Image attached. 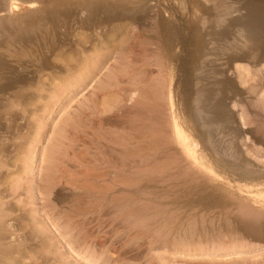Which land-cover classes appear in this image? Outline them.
Wrapping results in <instances>:
<instances>
[{
  "label": "rangeland",
  "instance_id": "374dc122",
  "mask_svg": "<svg viewBox=\"0 0 264 264\" xmlns=\"http://www.w3.org/2000/svg\"><path fill=\"white\" fill-rule=\"evenodd\" d=\"M122 1L159 27L146 18L132 30L128 21L73 30L49 69L36 45L20 49L4 32L13 43H0V82L29 78L0 88V264H264V216L252 213L264 194V36L238 26L226 50L215 35L246 0ZM220 79L221 105L195 109L197 87ZM164 107L170 134L178 125L195 141L189 151L157 137ZM215 112L219 126L207 121ZM213 150L216 159L194 157Z\"/></svg>",
  "mask_w": 264,
  "mask_h": 264
},
{
  "label": "bare ground",
  "instance_id": "6f19581e",
  "mask_svg": "<svg viewBox=\"0 0 264 264\" xmlns=\"http://www.w3.org/2000/svg\"><path fill=\"white\" fill-rule=\"evenodd\" d=\"M70 1V0H69ZM69 1L66 0H56L54 2H43L41 0H0V43L2 41L5 40V38L9 39V35H10V39L15 42V43H19L20 45L23 46H18V48L20 47V49H27L29 46L33 45L34 49L36 50V47L34 45L37 46V50L35 52H39V56L42 59V63H40V68L41 69H49L52 67V63H50L49 61V55H55V53H58V51L60 50V47H70L69 45L75 42V38L73 39L74 36H72V32L74 33L76 29H86V30H93L96 28H105V26H109L112 25L115 22H123V21H128L130 24L132 23V28H129L132 30L133 26H137L138 28L140 27V25H142L144 23V20L146 18H148L149 20L152 21V23L150 24V28L152 30H156L157 27H159L158 24V18H156L155 16H150L151 13L148 11H142L140 10V8H137L138 5L135 4L134 2H114V3H109L105 0H75L76 2L74 3H69ZM241 11H244V15L242 14L240 17L235 18L233 20H231L229 22V25L224 28L223 30H221L219 33H215L216 37H218L219 39L223 40L224 46L226 47V50H234V48L236 47V45H234L233 43V39H232V32L233 29L241 26L242 27V31L244 32V34L246 36H256L257 39L259 41V39H262L264 36V28L256 31L257 27L261 24H264V0H246V3L243 4L241 7H238L236 9H233V13H240ZM147 20V19H146ZM218 20H216L214 22V25L217 24ZM128 27V26H127ZM214 27V26H212ZM136 28V27H135ZM215 28V27H214ZM129 29V30H130ZM211 29V28H210ZM117 30V29H116ZM212 30V29H211ZM10 32L8 36H6L7 34L5 33L4 36V32ZM115 31V30H114ZM137 31L136 29H134L132 32ZM160 31V30H159ZM165 31V30H164ZM113 32V31H112ZM81 33V32H80ZM112 34V33H111ZM208 34V33H207ZM80 35V34H79ZM93 35V34H92ZM127 35V34H126ZM70 36L72 37L73 40H71ZM78 36V35H77ZM102 36V35H101ZM175 37V36H174ZM108 38V37H107ZM255 38V37H254ZM9 39V40H10ZM77 39V38H76ZM87 39V38H86ZM94 39V38H93ZM99 39V38H98ZM169 39V38H168ZM8 40V41H9ZM9 42H12V41ZM90 40V39H89ZM117 40V39H116ZM250 40V39H249ZM255 42L256 40L253 39ZM7 41V40H6ZM74 41V42H73ZM203 41V40H202ZM9 42H6L7 44ZM12 42V43H13ZM106 42V41H105ZM115 42V41H114ZM4 43V42H3ZM11 43V45H12ZM14 43V44H15ZM166 45L169 48V44H170V40L166 41ZM200 45L202 44L199 41ZM198 43V45H199ZM257 43V41L255 42ZM26 44V48H23ZM83 44V43H82ZM101 44V43H100ZM123 44V41H122ZM204 44V43H203ZM8 47L7 50H9L10 46ZM17 45V44H16ZM28 45V47H27ZM74 46V45H73ZM101 46V45H100ZM204 46V45H202ZM201 46V49H202ZM13 47V46H11ZM15 47V46H14ZM30 48V49H33ZM28 48V49H29ZM19 49V50H20ZM29 49V50H30ZM64 49V48H63ZM76 49V48H75ZM62 50V49H61ZM101 50V49H100ZM199 50V49H198ZM114 51V50H113ZM17 52V51H16ZM62 52V51H61ZM92 52V51H91ZM101 52V51H100ZM29 53V52H28ZM202 53V52H201ZM24 54V53H23ZM79 54V53H78ZM100 54V53H99ZM97 54V55H99ZM2 55V54H0ZM63 55V54H62ZM75 55V54H74ZM3 56V55H2ZM19 56V55H18ZM84 56V55H83ZM107 56V55H106ZM34 57V56H33ZM99 57V56H98ZM233 57V56H232ZM236 57V56H235ZM234 57V58H235ZM24 58V55H23ZM60 58V57H59ZM66 58V57H65ZM239 58V57H238ZM35 59V58H34ZM38 59V58H37ZM77 59V58H76ZM79 59V58H78ZM77 59V60H78ZM97 58H95L96 60ZM1 60V59H0ZM4 60L3 61L4 63ZM24 60V59H22ZM69 60V59H68ZM72 60V59H71ZM239 60V59H238ZM38 61V60H37ZM79 61V60H78ZM92 61V60H91ZM12 62V61H11ZM18 62V61H17ZM36 62V61H35ZM52 62V61H51ZM77 62V61H76ZM81 62V61H80ZM95 62V61H94ZM100 62V61H98ZM2 63V62H1ZM0 63V64H1ZM2 63V64H3ZM6 63V62H5ZM54 63V62H53ZM7 65L9 63H6ZM21 65V63H19ZM18 64V65H19ZM95 64H97V62H95ZM4 65V64H3ZM16 65V64H14ZM25 66V64H22V66ZM70 66V64H68ZM74 65H77L74 64ZM93 65V64H92ZM6 66V65H4ZM3 66V67H4ZM54 66V64H53ZM56 66V64H55ZM68 66V67H69ZM81 66V65H80ZM86 66V65H85ZM98 66H102V64L98 65ZM2 67V66H1ZM3 67L1 69H3ZM7 67V66H6ZM12 67V66H11ZM10 67V68H11ZM30 67V66H28ZM36 67V66H35ZM73 67V66H71ZM95 67V65H94ZM97 67V65H96ZM95 67V68H96ZM203 67V66H202ZM8 68V69H10ZM24 68V67H23ZM26 68V67H25ZM33 68V67H32ZM67 68V67H66ZM88 68V67H85ZM84 68V69H85ZM93 68V69H95ZM39 69V68H38ZM88 70L86 76L89 77V73L91 74L92 70ZM204 69V68H203ZM5 70L7 71V68H5ZM15 70V69H14ZM12 70V71H14ZM66 70V69H65ZM70 70V69H69ZM82 70V69H81ZM80 70V71H81ZM86 70V71H87ZM202 70V69H201ZM10 71V72H12ZM204 71V70H202ZM201 71V73H202ZM211 71V69H210ZM210 71L208 72V74H210ZM5 72V71H4ZM3 72V73H4ZM71 72V71H70ZM78 72V71H76ZM75 72V73H76ZM215 72V71H214ZM1 73V72H0ZM9 73V72H8ZM17 73V72H16ZM15 73V74H16ZM13 74V75H15ZM19 74V73H18ZM74 74V73H73ZM78 74H80L78 72ZM163 74V73H162ZM207 74V75H208ZM4 75V74H3ZM2 75V76H3ZM10 74L11 78H13L14 76ZM21 75V74H20ZM83 75V72H82ZM81 75V76H82ZM216 75V73L214 74ZM13 76V77H12ZM76 76V74H75ZM85 76V75H83ZM85 76V77H86ZM210 76V75H208ZM207 76V77H208ZM1 77V75H0ZM19 77V76H18ZM29 78L28 76L24 75V76H20L18 79H13L14 81H9L8 76H5V78L3 77V79L5 80L6 78H8V80L6 81H1L3 82L2 85H0V88L5 92H7V89L11 88L12 86L15 85H21L23 82H26L25 79ZM73 77V76H72ZM71 77V78H72ZM80 77V76H79ZM207 77H205L204 79H206ZM214 77V76H212ZM87 78V77H86ZM202 79V80H204ZM2 80V79H1ZM29 80V79H28ZM27 80V81H28ZM221 80V79H220ZM30 81V80H29ZM71 81V80H70ZM75 81V80H74ZM201 81V80H200ZM210 81V80H209ZM208 81V82H209ZM0 82V84H1ZM221 81L218 80H214V81H210L209 83H207L208 85H204V86H200L197 87V91H196V96H195V109H202L203 111L208 113H211L212 111L214 112V110L221 105L222 103V99L224 97V93L227 91L228 87H229V82L227 81L225 84H222ZM72 83V82H71ZM26 84V83H24ZM220 84L223 85V87H221L220 89H216V87H218ZM18 85V86H19ZM166 85V84H164ZM232 85V84H231ZM22 86V85H21ZM24 86V85H23ZM22 86V87H23ZM163 87V86H162ZM233 87V86H231ZM230 87V88H231ZM5 88V89H4ZM15 88V87H14ZM19 88V87H18ZM17 88V89H18ZM21 88V87H20ZM0 89V90H1ZM16 89V88H15ZM164 89V88H163ZM10 90V89H9ZM13 90V88H12ZM217 90L219 92L218 97L216 98V94H217ZM232 90V89H231ZM99 91V90H98ZM21 93V92H20ZM1 94V91H0ZM195 94V93H194ZM24 95V94H22ZM216 95V96H215ZM226 95V94H225ZM18 97L20 96L17 95ZM95 97V96H94ZM167 98V97H166ZM96 99V98H95ZM98 99V98H97ZM166 101V100H165ZM169 101H170V97H169ZM97 103V102H96ZM171 103V101H170ZM98 104V103H97ZM162 106V105H161ZM163 107V106H162ZM165 108V107H164ZM208 109V110H207ZM8 110V109H7ZM6 110V111H7ZM169 109L165 108L163 112V114L158 113L156 114L154 112V117L156 116V118H158V120L160 122H162V129H164V131L159 130V133L157 132V137H161L164 139V143H168L170 140H176L179 143H182L184 145V148L186 149V151H189L192 147V144L195 142L193 141V139L191 138L190 134L187 135L186 133H183V130L179 129V127H177L178 125H176V132L173 131L171 134L169 131H171V117L169 114ZM149 112V111H148ZM204 113V112H203ZM216 113V112H215ZM214 113V114H215ZM150 116V115H149ZM194 117H192L191 120H193ZM224 118V117H223ZM220 115L219 112L216 113V115H214L210 120H207L210 123H218L225 119H223ZM189 119V120H190ZM195 121V120H193ZM192 121V122H193ZM184 122V121H183ZM189 122V121H188ZM191 122V121H190ZM222 122V123H223ZM155 123V122H154ZM159 123V122H158ZM195 123V122H194ZM218 123V124H220ZM217 124V125H218ZM161 125V124H160ZM183 125V124H182ZM181 125V126H182ZM191 125V124H190ZM195 125V124H194ZM214 126V125H213ZM219 126V125H218ZM157 127V126H156ZM155 127V128H156ZM173 127V126H172ZM187 127V126H186ZM189 127V125H188ZM191 127V126H190ZM215 127V126H214ZM222 127V126H221ZM154 128V129H155ZM195 128V127H194ZM198 128V127H197ZM173 129V128H172ZM185 129V128H184ZM157 130V129H156ZM174 130V129H173ZM195 130V129H194ZM208 130V129H207ZM155 131V130H154ZM153 131V132H154ZM1 132V131H0ZM154 132V133H156ZM187 132V131H186ZM204 132V131H203ZM206 132V131H205ZM213 133V132H212ZM201 134V133H200ZM1 135V134H0ZM154 136V135H153ZM152 136V137H153ZM200 136V135H199ZM2 138V136H1ZM160 138V139H161ZM202 142H206L208 144H212V137H211V133H202ZM200 138V139H201ZM162 139V140H163ZM158 140V139H157ZM175 141V142H176ZM163 142V141H162ZM181 144V145H182ZM213 145V144H212ZM205 147V146H204ZM214 147V146H213ZM164 148V147H163ZM206 149V147H205ZM202 150V149H201ZM212 150V149H211ZM218 150V149H217ZM207 151V149L205 150ZM210 151V150H208ZM197 152V151H196ZM195 152V153H196ZM209 155L207 153H203V152H197L196 154H194V157L197 160H211L212 158L217 157V155H219V151L213 150L211 152H208ZM157 155V154H156ZM224 157V156H223ZM227 160V159H226ZM119 182V181H118ZM123 183V182H122ZM262 194V193H260ZM259 194V195H260ZM261 199L259 201H256V204L252 203L253 206V210L252 208L250 210H252L253 215L255 213L256 216L260 217V216H264V194H262ZM256 200V199H255ZM249 207V206H248ZM245 208V207H244ZM249 209V208H248ZM249 210V212H250ZM256 211V212H254ZM251 215V214H249ZM255 216V215H254ZM253 216V217H254ZM255 216V217H256ZM257 220V219H256ZM4 228V227H3ZM4 233V232H3ZM41 241V240H40ZM165 244V243H164ZM163 246V245H162ZM168 249V248H167ZM50 253V252H49ZM2 255V253L0 254ZM4 255V254H3ZM6 255V253H5ZM35 257V256H34ZM1 258V257H0ZM33 258V257H32ZM2 259H0L1 261ZM7 260V259H6ZM18 259H14L13 261L15 262L14 264H19L20 260ZM68 260V259H67ZM12 261V259H11ZM10 261V262H11ZM30 261V260H29ZM65 261V260H63ZM9 262V263H10ZM69 262V261H68ZM111 262H114L111 260ZM3 264L5 263V261L3 260L2 262ZM7 263V264H9ZM26 263V262H25ZM70 263V262H69ZM6 264V263H5ZM13 264V263H12ZM29 264H68L67 261H65V263H62L61 260H59L58 258L54 257L51 258L49 256H36V258L33 260H31V263Z\"/></svg>",
  "mask_w": 264,
  "mask_h": 264
}]
</instances>
